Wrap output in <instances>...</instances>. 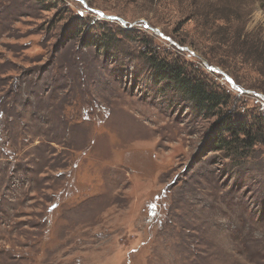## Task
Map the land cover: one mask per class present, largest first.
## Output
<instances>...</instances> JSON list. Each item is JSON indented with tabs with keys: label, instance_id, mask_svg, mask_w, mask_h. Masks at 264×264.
Segmentation results:
<instances>
[{
	"label": "rangeland",
	"instance_id": "rangeland-1",
	"mask_svg": "<svg viewBox=\"0 0 264 264\" xmlns=\"http://www.w3.org/2000/svg\"><path fill=\"white\" fill-rule=\"evenodd\" d=\"M143 52L251 144L216 150ZM0 264H264V0H0Z\"/></svg>",
	"mask_w": 264,
	"mask_h": 264
},
{
	"label": "trees",
	"instance_id": "trees-1",
	"mask_svg": "<svg viewBox=\"0 0 264 264\" xmlns=\"http://www.w3.org/2000/svg\"><path fill=\"white\" fill-rule=\"evenodd\" d=\"M100 39L102 38H97L91 45L103 47L107 45L104 44L105 42L110 43L111 41L106 35H103L102 42H99ZM80 46H82L81 42ZM141 56L147 64L145 70L150 72V78L147 80L156 89L162 93L167 91L175 97L180 96L188 102L196 114L218 119L213 126V142L210 141V144H216V150L224 149L232 152L233 146L238 143L251 144V141H248L243 121L233 119L231 114L222 113V108L228 104L224 93L212 87L202 77L189 76L180 64L171 63L154 54L147 55L143 52Z\"/></svg>",
	"mask_w": 264,
	"mask_h": 264
},
{
	"label": "water",
	"instance_id": "water-1",
	"mask_svg": "<svg viewBox=\"0 0 264 264\" xmlns=\"http://www.w3.org/2000/svg\"><path fill=\"white\" fill-rule=\"evenodd\" d=\"M87 9V8H86ZM91 13H93V14H95L97 17H99V18H101V19H105V20H107V21H116V22H119L120 24H122V25H125V22L123 21V20H121V19H118V18H116V17H112V16H105L103 13H101V12H98V11H94V10H90V9H88ZM142 24L144 25V28H146V29H150L152 32H154V33H158V31L157 30H155V29H152V28H150L149 27V25L147 24V23H145V22H142ZM208 70H210V71H212V70H215V69H213V68H210V67H206ZM218 74H221V72H217ZM224 78L227 80V81H230V79L229 78H227L225 75H224Z\"/></svg>",
	"mask_w": 264,
	"mask_h": 264
}]
</instances>
